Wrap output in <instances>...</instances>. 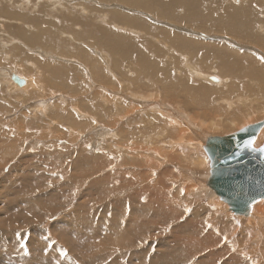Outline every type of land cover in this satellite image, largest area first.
Returning a JSON list of instances; mask_svg holds the SVG:
<instances>
[{
  "label": "rangeland",
  "instance_id": "rangeland-1",
  "mask_svg": "<svg viewBox=\"0 0 264 264\" xmlns=\"http://www.w3.org/2000/svg\"><path fill=\"white\" fill-rule=\"evenodd\" d=\"M5 1L6 0H0V69L4 70H0V232L2 233L0 234V239L4 241L5 238L4 242H0V252L6 250L14 254H21L22 251H27V247L28 251H30L29 248L33 249L36 247L37 250H40L42 255L46 254L47 258L50 256V259H48L49 264H68V261H60L61 256H59L58 254L53 253V255H51L50 253V249L57 243V240H59L60 243H62L61 249L64 250L63 254H65L66 252L68 254H71L73 251V258L71 259H73V261L77 260L78 264H83V262L87 261V258L91 254L88 249H91L93 244L98 245V242H106L108 246L118 244V239L114 235L116 234L114 229L119 221V223H121L122 225L125 224L127 227L125 228V233L121 234L119 237L124 238L125 236L130 239L134 238L133 240L136 243H139L138 241L140 237L141 239L142 237H144V246L149 252H152L156 248V243H158V241L166 237V234L164 233V225H166V223L164 222L166 221L164 220L162 215H160L159 210L156 214L144 216L141 211H133L130 206V209L127 210V216H125L123 214L122 208L120 211L117 207L118 211L117 209H115L114 212L110 213L112 214L111 219L113 222L108 223L107 229L106 225L100 218L94 219L93 221V219H91V216L96 215V210L93 211L92 208H94L96 200H99V204H97L98 208L105 210L107 209V206H105L104 201H100L101 199H95V194L90 190V185L86 180H83V185L81 184L80 186L81 189L77 188L78 183L77 185H72V187L69 186V184H66L65 186L61 185L62 182L61 179H59L61 175L65 174V176L68 177L71 172H69V170L67 169L68 161L67 158H65V155H72L70 159L73 158L72 160H74L76 156H82L86 154V156L94 157L98 154V156L102 159H108L110 163L117 165V172L121 175H125V177H118L113 175L111 178L112 183L110 185L115 189V191H113L111 195L113 194L114 199H116L115 202L120 201L123 204L127 203L130 200L129 198L134 194V192L131 190L130 183L125 180L126 178L134 179L132 177V174H134L135 172L134 175H136L137 171L144 169L149 173L154 172V174H151L147 180L145 179V177H142L140 182H138V185L142 188V190H144V185H147V182L152 181L150 182V184L148 183L149 187H155V191L157 193H162L167 199L172 202L173 205H175L179 209L183 208V211L185 212H187L189 207H191L192 203H194L195 205H201L210 208V211L214 213L207 215L206 220L208 226H211V228H215L216 226L219 227V224L222 221L221 216L225 215H228L230 217L232 216L236 222H240L241 218L231 212L228 205L222 202L219 197L207 186L208 178L210 175V161L204 151V146L207 139L210 137H224L226 135L239 131L243 127L263 121L264 89H259L255 81L245 77L243 74L242 78L233 77L229 74L228 70H223L218 64L216 65V59L200 60L196 58L195 60H192L193 62H191V64L194 63L196 66V68L193 69L197 70L200 75H205L206 77H209L210 75V77H218L219 79L223 78L224 81L229 82L230 80L235 82H241L243 80L245 82L243 83V85L245 84V89L246 87H253L251 96L247 95L251 97L252 100L247 108H243L242 105L236 104L232 111L229 112L231 119L237 120L234 123H232L230 120H226L224 117L220 120L218 116H221L222 113H228L226 108L222 109L220 115L214 113V108L221 106L222 101L216 100L217 103H215V99H213V102H211L209 106L205 105L206 107H199L195 110L192 107H187L185 103L186 100L180 93L176 91V95L171 96L169 87H167L170 81H168L167 79H162L165 76L163 73L160 75L162 82L154 85L156 81L152 80L151 77H147V75L142 74V76L137 77V73L139 71L137 70V67L140 63L139 59H135L136 63L138 64H134L133 62L129 63L128 59H125V61L123 62L122 59L118 60L117 58L112 57V55L109 54V51H107L102 46L100 47H102L103 49H100L96 46L91 45L92 43H94L93 38H96V36L91 38V35H87L84 38L82 37V34L87 32L89 26L93 27L101 25L115 34L127 36L133 39L135 43L140 47V51L145 54L149 62L151 60H155L158 56L151 53L152 50L150 49V47H157V44H159L157 42L160 39H156L155 36L145 35L144 31H142L141 29L125 27V25L122 26L123 24L121 23H119L121 24V27H118L113 23L109 24V22L106 23L101 21L100 15H102V11L104 9H115L116 3L120 4L122 7H126L122 5L123 3L120 0H30V2L29 0H8L6 1L7 3ZM10 1L13 3V5L8 4V2ZM245 1L250 2V5H253V7L255 9L257 8L259 11L264 10V0H261V2L263 1V4L260 2V0H210L200 6V8L201 13L211 15L212 21H209L201 30L190 28V30L192 31L191 34L194 33L193 35H189L190 32L188 34L183 33V35L195 37L200 42L202 40L203 42L206 41L205 43L208 42V44H219L221 42L225 45L227 44L229 48L233 50H239L241 52H254L253 54L259 58V63L264 67V55L261 54L264 51L259 48V45L251 44L238 38L237 40L223 26V20L226 17L228 10L237 7L239 4H242ZM18 5H20V7ZM87 8L89 9L87 10ZM91 10H93L95 13L90 12ZM98 10L102 11L98 12ZM104 12L106 11L104 10ZM116 12L121 11L116 10L115 12H112V14H116ZM180 12L182 13V11ZM122 14L129 18L140 17L141 19H146V21L151 24L154 30L159 31L161 29H165L171 34H176V32L179 33L180 31H178V27H188V25L176 23L175 21L166 17L159 18L150 14H143L140 12L137 13L136 11L132 13ZM135 14L140 16H137ZM262 14L264 17V11L262 12ZM96 17L97 22L93 21V19ZM80 18L89 24H86L84 21L79 23ZM194 31H196L197 33H195ZM71 33L72 37L74 36L73 38L71 37ZM141 34L145 37L141 36ZM17 36H19L18 39ZM152 37L155 39H153ZM38 40L40 41L38 42ZM35 41L37 44H35ZM53 41L55 43H57L56 41H60L63 44L57 45L58 43L54 44ZM142 41H145L146 43H143ZM16 42L17 44H15ZM46 43H48V45ZM42 45L48 46V50L46 46H43V48L40 47ZM36 46L37 48H34ZM163 46L164 45L162 44V46L159 48H161V52L165 55L168 49L163 48ZM251 46H254V49H252ZM241 47H244V49H242ZM262 49L264 50V48ZM38 50L42 53V55H39L37 53ZM258 51L260 52L258 53ZM46 52L50 53L52 58H45V55H47ZM95 52H99L100 55L98 56V54H95ZM172 55L173 57L179 59L180 68H178L177 70L182 71V73H178L177 70H175L173 67V76L179 78L182 74V76L188 77V71L186 69V66L183 64V62L185 61L183 57L179 56L178 54ZM106 56L108 57L109 61L113 62L112 65L109 64V69L105 68L101 60V58L104 59L106 58ZM160 61L166 63L164 60ZM213 63L215 67L211 68L212 70H210V67ZM96 68H100V75H98L97 78L94 73V70ZM62 70L70 71L68 75L64 74L62 76ZM15 75L27 81L29 79H35V83L33 84L34 86L30 89V91L25 92L26 86L17 88L18 85L13 81V84H6V79H8L9 77L13 78V76ZM188 78L194 85H201V83L206 86H208V84H218L217 82L213 83L210 80L207 81L208 83H205L204 80H199V78L197 77H194L195 79H193L190 75ZM134 80H136L138 84H136L135 82H131ZM261 80H263L264 82V77H262ZM213 89H223V85L221 84L219 86H213ZM245 89L240 93H245ZM113 92L115 94L121 93L122 97L118 96L117 94L114 95ZM132 92H135L137 95L140 94L142 95V97L155 96L158 97V100L163 99L164 101H166V98L171 103L170 106H172L174 109L182 106V110L185 114L192 115L194 118H196L197 123L193 122L194 129L191 130L192 132H190V134H188L183 140L184 143H187V141H189L192 144L187 143L181 145L180 148L182 152H180V154H183V156L187 155L189 157H192L193 155L194 158H198L199 156L203 158L204 156L208 160V163L205 162L203 168H197L191 166L193 161L184 160L182 155L180 157V154H178L177 160L167 162L168 164H165L168 156L166 154L167 150L164 151L166 155L161 154L163 148H166L167 145L171 147L170 142L179 144L180 139H172L170 137L165 138L167 137L166 133V135H163L164 137H155L156 139L154 140V133H163L165 124L166 126H171L170 128H172V120L175 121V119L169 114L165 116H158L159 118H157L154 114L148 115L146 111L141 112L139 115L138 112H134L131 113L129 117H126L125 115L126 113H128L130 106L124 105L129 103V94ZM126 95H128L127 98L129 100L126 99ZM239 95L240 94L237 93L229 96L230 102H233L234 104L237 103V99L239 98L237 96ZM245 96H243V98ZM63 97L65 98V100H68L66 105L71 107L74 106L72 107V109L74 108L73 111H71V115L73 117L74 114L76 116V114L79 115L80 112H83V115L85 116L80 120H75L77 126L76 132L73 130H68V124L66 125V123L70 122L71 117L70 114H66L68 113L66 109L60 112L61 115H57L56 112L53 111V108L49 112L45 111V113H43V111L38 113L35 112L36 108V110H40L43 100L44 102L53 99L57 101L61 100V98ZM176 103L178 104V106L175 107ZM158 106L160 108L164 107L162 103L158 102L155 104V108L152 107V109L154 111H158ZM76 108L80 109L79 112L78 110L75 111ZM248 111H253V114H249ZM150 112L151 109L149 113ZM159 113H161V111ZM66 116L69 117V119H67ZM59 117L63 122L58 121ZM166 117H169V119H167ZM223 123H225L226 127H223ZM64 124L66 126H64ZM101 124L103 125V127H106L105 129H107V127L112 128L116 124V131H119H117L119 142L123 144L129 143L130 145H127L126 149L134 147L133 138L137 136L138 146L142 147L143 150L148 149L142 156L143 161L146 160L144 164L141 166L137 165V167L135 168L131 167L130 165H128V167L127 165H125L127 169L118 168L119 163L123 165V161H126L127 159L126 157H124L125 154L122 157L121 154H114L113 150H111L108 142H115V140L117 139L110 138L105 130L99 129L98 126ZM213 124L221 127V132L214 133L212 130ZM201 126L203 128H211V130H209V134L205 138H203L197 130V127H200L201 129ZM96 127H98L97 131L90 130ZM123 129H125L123 132L124 136L122 135ZM128 131L130 134L126 133ZM100 133L102 134V139L99 137ZM127 138H129L130 140H127ZM149 141L152 142L149 144ZM263 143L264 141L258 146L261 147ZM154 146H156L158 151ZM81 147L84 149V151L82 150L84 154L82 153V151H80ZM49 152H58L64 155L63 157L65 159L62 161L64 165L63 169L61 168L62 163H60L61 166H59V169L57 170H55L56 168H53L52 166L46 167V165H44V163H48L47 154ZM169 153L170 152L168 151V154ZM12 165H14V169L12 168ZM10 169L12 171H10ZM52 169L54 170L52 171ZM65 169H67L68 171H65ZM166 169H169V171L171 170L174 173L165 174L164 172ZM193 171L204 173L202 176L203 180L205 181L200 183L199 179H197L193 174ZM76 172H73L75 176L77 175L80 177L85 173H81L80 170H77ZM73 173L71 172V174ZM105 175L106 171L97 173V178L100 180V182L104 181L105 183ZM165 175H167L168 177L165 178ZM138 185L136 186L140 188ZM192 185L196 189H194ZM53 187L56 189H53ZM62 190H65L66 193L64 192L62 194L60 192ZM76 191H78L80 195L77 202L81 203L83 205V208L79 210V213L73 214V211L77 209V202L76 200H72L71 204L68 203V201L73 199L72 193H76ZM176 195H178L179 197ZM105 196L106 195H102L101 198ZM30 199H38L41 209L45 210L44 213L38 216V220H40L42 228L48 229L45 233L47 234L48 240H46L45 242L41 241V238L39 237L40 233L38 234L37 231H34V228L36 227L35 225H30L28 231V229H26L24 223L22 222L25 217L34 214V211H32L29 205L25 203V201H29ZM114 199L112 200L114 201ZM73 201H75V203H73ZM141 201L144 202V199H142ZM215 203L219 204L215 205ZM186 206L189 207L185 209ZM217 206L224 207L219 208L220 210H218ZM91 211L93 213H91ZM69 212L73 215H69ZM129 213H131V215H129ZM60 215L62 216L60 217ZM100 215L105 216L104 213ZM33 219L37 220L35 217ZM242 219L245 218L242 217ZM99 223L100 227L95 230L93 224L94 226H97ZM159 223H161L162 226H158ZM154 224H157L158 233L152 230ZM122 225L121 228L123 227ZM143 227H147L144 234H142ZM218 227L216 228L218 229ZM239 227L242 228V226ZM11 228L15 229V237H13V235L11 237L10 233H8ZM20 230L24 232L22 233ZM49 234L54 238L52 242L50 241V237H48L50 236ZM257 234L254 235L253 239H251V237L250 241L247 242V246H249L248 249L254 247V250H252L253 248L249 249L246 255L248 258L252 257L251 260H255L254 264H264V260L262 259L261 253L259 251L261 248V246H259L261 244L260 240L263 238L264 242V237L260 235L258 236ZM184 236L187 238V235ZM248 238L249 236H247L246 239ZM33 239L35 241H33L35 247L30 246L29 244ZM66 239L70 243L72 251H69L67 245H65ZM6 240L8 242H6ZM4 243H6L7 245H5ZM18 243L19 246L16 245ZM6 246L8 247L6 248ZM65 248L67 251L65 250ZM4 253L5 252L0 254V264H20L13 263L9 259L4 258ZM18 256L21 257V255ZM124 261L125 259L123 261L121 260V264ZM129 262V264H138L134 260ZM31 264L39 263L33 262Z\"/></svg>",
  "mask_w": 264,
  "mask_h": 264
},
{
  "label": "bare ground",
  "instance_id": "bare-ground-1",
  "mask_svg": "<svg viewBox=\"0 0 264 264\" xmlns=\"http://www.w3.org/2000/svg\"><path fill=\"white\" fill-rule=\"evenodd\" d=\"M6 1H8V0H6ZM11 1H13V0H11ZM11 1L8 2L9 5H13V3ZM120 1L123 3L122 5H124L126 7H122L120 4L116 3L115 9L118 11H121V12H116V14H112V12H115L116 10L111 9V8L104 9L106 12H104V10L103 11L98 10V12L99 11L103 12L102 15H100L101 21L106 22V23L109 22V24L113 23V24L117 25L118 27H121V24H123L122 26L125 25V27L141 29L142 31H144L145 35L155 36L156 39H160L157 42V43H159V44H157V47H155V46L150 47V49L152 50L151 53L156 54L158 56V57H156L155 60H151L149 62V60L146 58L145 54L142 51H140V47L135 43V41L133 39H131L127 36L115 34L111 31H109L108 29L104 28L101 25H97V26H93V27L89 26L91 29L88 27L87 32L82 34V37L84 38L87 35H91L90 38L96 36V38H93L94 43H92L91 45L96 46L100 49L105 48L107 51H109V54L112 55V57H115L118 60L122 59L123 62L125 61V59L126 60L128 59L129 63L133 62L134 64H138V63H136L135 59H139L140 65L138 64V67H137L138 68L137 70H139L137 73V77L142 76V74L147 75V77H149V78L151 77L152 80L156 81L154 83V85H157L158 83L162 82L160 75L163 73L165 76L162 79H167L168 81H170L169 84L167 85V87H169V92H170L171 96H175L176 91H177L178 93H180L185 98L186 106L192 107L194 110L196 108H199V107L204 108L206 106H209L210 103L213 102V99H215V103H217L216 100H220V101H222V105L217 107V108H214V113L220 115L222 109L226 108L228 113H226V114L222 113L221 116H218V118H220V120H221L224 117L226 120H228V121L230 120L232 123H234L237 119L236 120L231 119L229 112L232 111V109L236 106V104L242 105L243 108H245V107L247 108V106L250 104V102H252L251 97H249L247 95L251 96L253 87L250 86L249 88L246 87V89H245L244 88L245 84L243 85V83H245V82L242 79H241L242 80L241 82L240 81L235 82L232 80H230V82H229V81H224L223 78L219 79L218 77H215L218 80L217 81L218 84H216V85L208 84V86H206L202 83H201V85H194L190 82V79L188 78L189 75L193 79H195L194 77H197V78H199V80H204L205 83H208L207 81H209L211 77H210V75H209V77H206L205 75H200L197 70H194L193 68H196V66L194 63L191 64V62H193L192 60H195L196 58L200 59V60L216 59V62H217V63L215 62L216 65L218 64L223 70H226V71L228 70L229 74L232 75L233 77L242 78L243 77L242 74H243L245 77L250 78L251 80L255 81L259 89H261V90L264 89V82H263V80H261L262 77H264V67L259 63V58L253 54L254 53L253 51H252L253 53H249L248 51H245V50H244L245 52H241L239 50H233V49L229 48L227 46V44L225 45L221 42L219 44H215V43L208 44V42L205 43L206 41L203 42L201 40V42H200L195 37L183 35V33L188 34L189 32H190L189 35H193L194 33L191 34L192 31L190 30V28L201 30L209 21H212L211 15L201 13V8H200V6H202L203 4H205L206 2H208L210 0H120ZM255 1H259V0H255ZM29 2H30V0H29ZM260 2H261V0H260ZM18 6L20 7V5H18ZM36 8H38V7H36ZM73 8H74V6H73ZM88 9L89 8H87V10ZM108 11H112V12H108ZM135 11L137 13L140 12L143 14H150L153 16H157L159 18L166 17V18H169V19L175 21L176 23L188 25V27L187 28L178 27V31H180V32L179 33L176 32V34H171L170 32H167L165 29H161L159 31L154 30L153 27L151 26V24H149V22L146 21V19H141L140 17L129 18V17H126L122 14V13H132ZM180 11H182V13ZM263 11H259L257 8L255 9L253 7V5L252 6L250 5V2L245 1L242 4H239L237 7L228 10L226 17L223 20V26L228 30V32L234 38H236V39L238 38L240 40L249 42L251 44H255V45L258 44L259 48H261V50L264 51L262 49V48H264V17L262 14ZM90 12L95 13L93 10H91ZM63 15H65V14H63ZM135 15H137V14H135ZM137 16H140V15H137ZM82 21H84V20L80 18L79 23ZM93 21L97 22V17L94 18ZM119 23H121V24H119ZM86 24H89V23H86ZM64 25H65V22H64ZM194 32L197 33L196 31H194ZM69 33H70V31H69ZM72 33H71V37H72ZM141 36H143V35L141 34ZM18 37L19 36H17V39H18ZM143 37H145V36H143ZM155 38H153V39H155ZM39 41L40 40H38V42ZM56 42L58 44L53 41V43L57 44V45L63 44L60 41H56ZM65 42H67V41H65ZM142 42L146 43L145 41H142ZM43 43H45V42H43ZM15 44H17V42ZM35 44H37L36 41H35ZM46 44L48 45V43H46ZM162 44L164 45L163 48L168 49V51L165 55L161 52L162 51L161 48H159L162 46ZM43 46L45 47L46 45H42L40 47L43 48ZM100 46H102L103 48ZM46 47L48 50V46H46ZM251 47H252V49H254L253 48L254 46H251ZM34 48H37V46ZM246 48H248V47H246ZM242 49H244V47ZM173 51H175V52H173ZM259 52L260 51H258V53ZM37 53L39 55H42V53L39 50L37 51ZM46 53H47V55H45V58L46 57L52 58L50 53H48V52H46ZM96 53L98 54V56L100 55L99 52H95V54ZM171 53L172 54H178L179 56L183 57V59L185 60L183 62V64L186 66V69L188 71V77L182 76V74H181V77H179V78H176L173 76V73H172L173 70L174 69L177 70L178 68H180V65H179L180 63H179V59L173 57V55ZM256 53H257V51H256ZM261 54L264 55V52H262ZM166 59H168V60H166ZM101 60H102V64L105 66L106 69H109L110 65L113 64L112 61H109L107 56L104 59L101 58ZM160 60H164L166 63H163ZM159 61H160V63H159ZM260 61H262V60H260ZM173 67H174V69H173ZM214 67L215 66L213 63L210 67V70H212L211 68H214ZM0 70L4 71L3 69H0ZM69 71L70 70H67V71L62 70L61 71L62 76L64 74L68 75ZM177 72L182 73V71H180V70H177ZM94 73H95V76L97 78L98 75H100V68H96L94 70ZM89 79H91V78H89ZM6 81H7L6 84L7 83L13 84L12 77H9L8 79H6ZM25 81H26V85H25L26 87L24 86L25 92H28L34 86L33 84L35 83V79L34 80L29 79L28 81L27 80H25ZM131 82H135L136 84H138V82H136V80L131 81ZM221 84L223 85V89H217V90L213 89V86H219ZM209 86H211V87H209ZM17 88H20V87L17 86ZM244 89L246 92L240 93V92L244 91ZM123 93H125V92H123ZM237 93L240 95L237 96L239 98L237 99V103L234 104L233 102H230L229 96H231L233 94H237ZM116 94L118 96L122 97L121 93H116ZM116 94L114 93V95H116ZM127 96L128 95H126V99L129 100L127 98ZM129 96H130L129 97L130 98L129 103L124 105V106H127V105L130 106L128 113H126V115H125L126 117H129L130 114L134 113V112H138V115H139L143 111H146L148 113V115L154 114V115H156L157 118H159L158 116H163V115L165 116L167 114L174 117L175 121L172 120V122H173L171 124L172 128H170L171 126L168 127L165 124L166 131L164 128L163 133H160V134L154 133L155 134L154 140L158 137H160V138L164 137L163 135H166V133H167V137H165V138L170 137L172 139H176V138L180 139L179 144L178 143L174 144L173 142H170L171 147L169 145H167L166 148L165 147L163 148L162 153L160 152L161 154H163V155L167 154V156H168L167 160L165 161L166 162L165 164H168L167 162H172V161L177 160V155L180 154V152H182L180 146L187 144V143L192 144L189 141H187V143H184L183 140L188 134H190V132H192L191 130L194 129L193 122L197 123V119L194 118L192 115L185 114L182 110L183 109L182 106L174 109L172 106H170L171 103L166 98H165V100L169 103H167L163 99L158 100V97H155V96H144V97H142V95H140V94L137 95L135 92L130 93ZM243 96H245V97L243 98ZM103 98H104V96H103ZM67 101L68 100H65L64 97L61 98V100H57V101H55L53 99V100H47L46 102H44V100H43L42 105L40 107V110L39 109L36 110L37 109L36 108L35 112L38 113V112L43 111V113H45V111L49 112L53 108V111H55L56 114L59 115L62 110L66 109L68 111V113H66V114H70V117H71L70 122L66 123V125L68 124V130L69 131L73 130L76 132L77 126H76L75 120H80V119L84 118L85 116L83 115V112H80L79 115L76 114V116H75V114H74V117H73L71 115V111H73L74 108L72 109V107H74V106L71 107V106L66 105ZM157 101L159 103H162L164 105V107L160 108L158 106L159 109L156 108V109H158V111H154L152 109V107L155 108V104L158 103ZM48 102H50V103H48ZM176 106H178L177 103L175 104V107ZM150 109H151V112L149 113ZM77 110L79 112L80 109L76 108L75 111H77ZM160 111H161V113H159ZM146 112H145V114H146ZM74 113H76V112H74ZM248 113L253 114V111H248ZM249 114H247V115H249ZM135 115H136V113H135ZM171 116H170V118H171ZM141 118H142V116H141ZM150 118H151V116H150ZM63 119H65V118H63ZM67 119H69V117H67ZM167 119H169V117ZM119 120H118V122H119ZM58 121L63 122L60 119V117L58 118ZM66 125L64 124V126H66ZM88 125H90V124H88ZM119 125H118V127H119ZM154 126H155V124H154ZM98 127L101 130H105L107 135L110 136V138L117 139V140H115V142L114 141L108 142V145L111 147V150H113L114 154H121L122 157L125 154L124 157H126L127 160L123 161L124 162L123 165L121 163H119L118 168L127 169L128 165L135 168V167H137V165L141 166L144 164V162L146 160L143 161L142 156L145 154V152L148 149L143 150L142 147L138 146L137 136L135 138H133L134 147L126 149L127 145H129V143L123 144V143L119 142V140H118L119 137L117 136L119 131L118 130H117L118 132L116 131V129H117L116 124L112 128L107 127V129H105L106 127H103L102 124L99 125ZM98 127L92 128L90 130L97 131ZM223 127H226L225 123H223ZM212 128H213L212 130L214 133L221 132V127L217 126L216 124H213ZM124 130L125 129L122 130V133L124 132ZM197 130L199 131L201 136L203 138H205L209 134V130H211V128H203L201 126V129H200V127H197ZM126 133H129V131ZM79 135H81V134H79ZM122 135L124 136V133ZM99 137L102 139L101 133L99 134ZM134 139H136V140H134ZM127 140H130V139L127 138ZM143 141H144V139H143ZM263 141H264V128L259 133L257 140L255 141L254 147L256 149H258L259 148L258 145L260 143H262ZM151 142L152 141H149V144ZM154 147L158 151L156 146H154ZM80 149H81L80 151H82V150L84 151V149L82 147ZM165 150H167L166 154L164 153ZM83 151H82V153H83ZM168 151L170 152L169 154H168ZM82 153H81V155H82ZM181 155H182L184 160L193 161L191 166H194L197 168H203L205 162L208 163V160L204 156H203V158H201V156H199L198 158H194L193 155H192V157H189L187 155L183 156V154H180V157H181ZM63 156H64L63 154L58 153V152H53V153L49 152L47 154V162L48 163H44V165H46V167L52 166L53 168H56L55 170H57V169H59V166H61L60 163H62V161L65 158H67V161H68V168L67 169L69 170V172L71 171L72 173L73 172L75 173L77 170H80L81 173L85 172L83 175H81V177L77 176V175L75 176L74 173L71 174V172H70L68 177L65 176V174H64V175H61V177L59 179H61V182H62V184L61 183L60 184L64 185V186L66 184H69V186L72 187V185H77V183H78V187L76 186L77 188H80L83 180H86L90 185V190L93 191V193L95 194L94 195L95 199H101L100 201H104L105 206H107V209H105V210L97 207V204H99L98 203L99 200H96V203L94 204V208H92L93 211L96 210L95 211L96 215L91 216V219H93V221H94V219L100 218L104 222V224L106 225V229H107L108 223L113 222L111 219L112 214H110V213L114 212L115 209H117V207L120 211L122 208L123 214L125 216H127V210H129L130 208H132L133 211H138V212L141 211V213H143L144 216L156 214L157 211L159 210L160 215H162V217L166 221V222H164V223H166V225L163 224L164 225V231H165L164 233L166 234V237L163 238L162 240L158 241V243H156V248L152 252H149L147 250V248L144 246V237H142V239H141V237L139 236L140 237L139 241H138L139 243H136L133 240L134 239L133 237H132L133 239L127 238L125 236H124V238L119 237L121 234L125 233V228H127V227L125 224L122 225L121 223H119L120 221L118 222V224L115 223L117 225L114 229L115 233H116L114 235L118 239V244L113 245V246L112 245L108 246L106 242H98V245L93 244L92 248L88 249V251L91 252V254L87 258V261H84L83 264H121V260L123 261L124 259H125V261L122 264H129L130 263L129 261H132V260L136 261L138 264H191V263L192 264H254L255 260H251L252 257L248 258L246 255L247 251L251 248H253L252 250H254V247H251L248 249L249 246H247V242L250 241L251 237H252L251 239H253L254 235L257 233H258L257 234L258 236L260 235V236L264 237V218H263L264 217V210H263L264 199L259 200L258 202L253 204V206L250 210L249 216H247V217L238 216L241 218L240 222L239 221L236 222L232 216H231L232 218L228 215L221 216L222 221L220 222L219 227L216 226V227H218V229L215 227L217 229L216 230L215 228H211V226H208V224H207V220H206L207 215L214 213V212L210 211V208L205 207V206H201V205H195L194 203H192L191 207L186 206L185 209H187L188 207H189V209L187 210V212H185V211H183V208L179 209L175 205H173L172 202L169 199H167L162 193H159V192L157 193L155 191V187H149L148 183L150 184V182H152V181L147 182L146 183L147 185H144V190H142V188L138 185V182H140L142 177H145V179L147 180L151 174H154V172L149 173L146 170L142 169V170L137 171L136 175H134L135 172H134V174H132L133 175L132 177L134 179L126 178L125 181L130 183L131 190L134 192V194L129 198L130 200L127 203L122 204L120 201L115 202L116 199H114L113 194L111 195V193H113V191H115V189L113 187H111V185H110L112 183V180H111L112 176L115 175L118 177H125V175H121L120 173L117 172L118 171V169L116 168L117 165L110 163V161L108 159L107 160L102 159L101 157L98 156V154H97V156H94V157H89V156H86V154H84L82 156H76V158L74 160H72L73 158L70 159L72 157V155L71 156L65 155V158ZM44 160H46V159H44ZM147 160H150V159H147ZM98 162H99V164H98ZM170 164H172V163H170ZM125 165H127V167H125ZM63 166L64 165L62 163V167H61L62 169H63ZM113 167H114V169H113ZM12 168L13 169L15 168L14 165H12ZM67 169H65V171ZM53 170L54 169H52V171ZM129 170H131V169H129ZM10 171H12V170L10 169ZM102 171H106L105 183H104V181L100 182V180L97 178V173L102 172ZM164 173L167 174V173H174V172L171 170L169 171V169H166ZM161 174H163V173H161ZM193 174L195 175V177L197 179H199L200 183L205 181V180H203V176H202L204 173L193 171ZM56 175H57V173H56ZM166 177H168V176L165 175V178ZM201 177H202V179H201ZM104 178H103V180H104ZM66 179H67V181H66ZM161 182H162V180H161ZM191 182H192V180H191ZM144 184H145V181H144ZM192 184H193V182H192ZM136 185H138L140 188H138ZM192 187H194V186L192 185ZM197 187H198V184H197ZM200 188H201V184H200ZM53 189H56V188L53 187ZM167 189H168V187H167ZM194 189H196V188L194 187ZM99 191H100V196H99ZM60 192L62 194L64 192L66 193L65 190H62ZM102 195H106V196L101 198ZM72 196H73V199L69 200L68 203H71L72 200H76V202H77L80 195H79V192L76 191V193H74V192L72 193ZM176 196H178V195H176ZM63 197H66V196H63ZM74 198H76V199H74ZM112 199H114V201ZM142 199H144V202L141 201ZM38 201H39L38 199H30L29 201H25V203L27 205H29V207L32 209V211H34V214H32L28 217H25L22 220V222L24 223V225H25L26 229H28V231H29L30 225H35L36 227L34 228V231H37L38 234L40 233L39 237L41 238V241L45 242L46 240H48L47 234H45L46 230H48V229H43L40 220H38L39 219L38 216H40V214L44 213L45 210L41 209ZM73 203H75V201H73ZM141 204H143V205H141ZM218 204L219 203H215V205H218ZM223 207L224 206H217L218 210H220L219 208H223ZM81 208H83V205L81 203L77 202V209L75 211H73V214L79 213V210ZM118 209H117V211H118ZM28 213H30V212H28ZM91 213H93V212L91 211ZM103 213L105 214V216L100 215ZM68 214L73 215L70 212ZM190 214H192V215H190ZM129 215H131V213H129ZM61 216L62 215H60V217ZM34 217L37 220L33 219ZM242 217H244L245 219H242ZM132 219H130V220H132ZM131 223H132V221H131ZM121 225L123 226L122 228H121ZM158 226H162V224L159 223ZM239 226H242V228ZM93 227H95V230L98 229L100 227V223L97 226H94V224H93ZM146 229H147V227H143L142 234H144ZM152 230H154L156 233H158L157 224L153 225ZM159 231H160V229H159ZM102 232H103V230H102ZM8 233H10L11 237H12V235H13V237H15L14 236L15 229L11 228V230ZM0 234H2V233L0 232ZM16 235H17V233H16ZM109 235H112V234H109ZM184 235H187V238ZM247 236H249L248 239H246ZM48 237H50L51 242H52V240H54L52 235H50ZM236 237H237V239H236ZM111 238H113V237H111ZM4 241H5V238H4ZM4 241L2 239H0V242H4ZM33 241H34V239L31 240L29 244H30V246L35 247V244H34L35 241L34 242ZM108 241H109V239H108ZM6 242H8V241L6 240ZM21 242H22V240H21ZM260 242H261V244L260 245L258 244L259 246H261L259 251L261 253L262 259L264 260L263 238L260 240ZM65 243H66L65 245H67L68 250L72 251L70 243L68 242L67 239L65 240ZM4 244L7 245L6 243H4ZM54 244H55V242H54ZM61 244L62 243H60V241L57 240V243L50 249L51 255H53V253H55V254H58L59 256H61L60 261L61 260L63 262L68 261V264H78L77 260L73 261V259H71V258H73V254H74L73 251L71 254H68L67 252L65 254H63L64 250L61 249ZM16 245L19 246V243ZM7 247L8 246H6V248ZM159 247H160V249H159ZM29 249H30V251H28V247H27L28 252L22 251L21 254H19V253L14 254L12 252H8L5 250V251H3V252H5L3 254V257L5 256L4 258L9 259L13 263L31 264L33 262L34 263L38 262L39 264H47V262L49 261L48 259H50V256L47 258L46 254L42 255L40 250H37L36 247L33 248L34 251L32 248H29ZM38 249H39V246H38ZM65 250H66V248H65ZM3 252H0V254H2ZM18 255H21V257H19ZM12 262H10V263H12ZM48 264H49V262H48ZM60 264H62V263H60Z\"/></svg>",
  "mask_w": 264,
  "mask_h": 264
},
{
  "label": "water",
  "instance_id": "water-1",
  "mask_svg": "<svg viewBox=\"0 0 264 264\" xmlns=\"http://www.w3.org/2000/svg\"><path fill=\"white\" fill-rule=\"evenodd\" d=\"M12 80L18 87L26 85L17 75ZM263 128L264 120L224 137H210L204 146L210 161L207 186L236 216H249L253 204L264 199V143L254 147Z\"/></svg>",
  "mask_w": 264,
  "mask_h": 264
},
{
  "label": "snow or ice",
  "instance_id": "snow-or-ice-1",
  "mask_svg": "<svg viewBox=\"0 0 264 264\" xmlns=\"http://www.w3.org/2000/svg\"><path fill=\"white\" fill-rule=\"evenodd\" d=\"M261 151H264V149H261Z\"/></svg>",
  "mask_w": 264,
  "mask_h": 264
}]
</instances>
